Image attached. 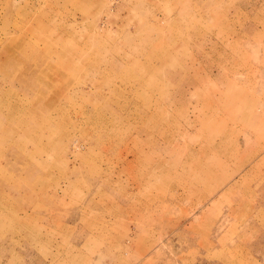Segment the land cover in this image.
I'll return each instance as SVG.
<instances>
[{
  "label": "rangeland",
  "instance_id": "rangeland-1",
  "mask_svg": "<svg viewBox=\"0 0 264 264\" xmlns=\"http://www.w3.org/2000/svg\"><path fill=\"white\" fill-rule=\"evenodd\" d=\"M229 1L189 15L191 29L186 0H0V264H264V150L221 164L213 121L245 129L217 81L249 86L246 56L262 59ZM199 27L243 59L200 51L223 75L174 110L169 71ZM150 111L166 116L156 128ZM239 132L223 140L232 159Z\"/></svg>",
  "mask_w": 264,
  "mask_h": 264
},
{
  "label": "crops",
  "instance_id": "crops-1",
  "mask_svg": "<svg viewBox=\"0 0 264 264\" xmlns=\"http://www.w3.org/2000/svg\"><path fill=\"white\" fill-rule=\"evenodd\" d=\"M213 1L214 0H186V2H185L186 6L184 7V9H190L191 10V11L186 12L187 17L189 15L195 16L197 14L195 11H200L201 13H204V11L208 8L209 5H211V3ZM229 2L231 5H234V9L232 8L233 11H231L227 14L231 15L233 12L235 13L234 10H236V8H239V10H242V11H246L247 14H249V16H250L249 20H246L243 18V24H242L241 30H242V33L245 32L246 36H248V38H246V41L248 39L250 46L254 47L253 45H256L260 48V46L258 44V40L259 39L261 41L264 40V0H230ZM224 14H226V13H224ZM194 18L195 17H193L191 19L192 21H190L189 17L187 19L185 18L184 23L187 25L186 28L189 27L190 23H192V25L189 28H191V29L194 28V26H195V23L193 24ZM227 20H228V18H226L225 21H221V23L227 24V22H228ZM210 21L216 22V21H212V19ZM210 21H207V22H210ZM199 29H200V27L198 28V31H200ZM198 31H193L191 37L188 39L189 42L188 41L186 42L187 44L191 43L192 48H190L188 45V48L191 50L185 51L186 56H187L185 64H183L182 61L181 62L178 61V64H180V65L175 64V65L171 66V68H175V69H171L169 71L170 79L174 82L173 83L174 89L172 91V96H171L170 100H168V102H169V104H171L172 109H174V110H175V107H177V108L183 107L186 111L189 104L191 103L193 94H195V93H193L194 89L196 87H198L199 84H201L202 86L207 85V79L205 77H209V79L211 77L214 79V78H216L217 73L218 74L220 73V75H223V72H224L223 69L226 68V66L234 67V65H236V64L239 65L241 63L240 59H243V57L236 58L237 55L236 56L234 55L232 57L231 56L232 54H229V50L226 51V54L224 53L225 49L223 46L227 45V43H226L227 37L222 36L221 38L223 40H221V41H224L225 43H221V41L219 42V40L215 39V37L213 35H211L209 33H203V32H201L202 30L200 32H198ZM237 34L239 35V33H237ZM240 36H241V33H240L239 37ZM259 36H260V38L258 39ZM207 49H208V54H209L208 58L209 59H210L211 54L215 55V53H217V52L224 53L223 54L224 59L222 60V62L225 64L224 68L220 67V68H222L220 70L215 69V68H218L219 65H222L221 64L222 62L215 60L217 58H214V57H213V59L211 58L212 64L209 62V64L211 66L208 65L207 63H206V65H203L204 63L202 64V62H201V54L202 53H200V51L207 50ZM249 50H250V48H249ZM260 50H263V51H261V54L259 53L260 57L262 58L260 60V65L258 63L252 62L253 60H252L251 52H249L248 56H246V57H249V59L251 60L250 63H251V72L252 73L250 72L249 73L250 75H246L244 82H246V81L249 82L248 83L249 86H246L242 83L238 84L235 81H227L226 86L224 87V86H222L223 85L222 81H219V79L217 81V84L219 86L217 87L218 91H216V92H218V95L220 93L219 90L223 88L222 95L221 96L219 95V97L216 98L217 102L219 104H224V105L229 106L231 108L233 107L231 109L232 111L231 110H228V111L233 113L234 117H236L239 121L245 122L244 123L245 129L242 130L241 126H238L239 124H237V122H235V119H233V118H231L225 114L222 115L221 112L218 113L217 116L213 120V121H215V120L224 121L223 125L219 124V134L218 135H221V136L223 135V138L219 137L220 138L219 146L221 147V148H219V153L222 152L225 158H226V154L230 157L229 160L225 159L224 162L221 161V164L224 163L225 166H229L226 163H230L231 166H232V164H234V165H236V167L240 168L241 165H239V163H238L239 159H236V158L240 157L238 155V153L242 154L243 152H245V153L248 152L251 154V156H253V154H258L260 151L264 150V148H260V146L258 144L259 142L257 139L258 136H260V137L264 136V110H262V109L260 110L257 108V105H259V104L264 105V65H262L263 64L262 61H264L263 60V58H264V44L261 45ZM182 57H183V54H182ZM236 59H237V61H236ZM252 67H254V68H252ZM179 68H187V69L185 71H183L182 69H179ZM194 68H203V69L206 68L207 75H204L202 73V71H200V72L197 71L196 72L197 75H193L192 72H195ZM209 70H211L210 73H208ZM233 70L235 73L238 72L237 69H235V68H233ZM213 72L215 74H213ZM246 74H248V73L246 72ZM208 82H209V80H208ZM220 82H222V83L220 84ZM210 84H212V83H209V86H210ZM229 87L234 88V90L236 91L235 92L236 95L235 96H229V97L225 98L224 97V92H225L224 90L228 89ZM214 88H215V86H214ZM167 110L169 111L170 114L173 112V110H171L170 108H167ZM185 111L182 114H185ZM245 111L249 112L248 116L246 115ZM145 114H148V117H150V119H151V121H148V126H152L154 128L158 127L159 121L164 120L166 117V116L158 115V113H155L153 111L145 112ZM149 122H153V123L150 124ZM232 122H233V124H232ZM211 125H213V124L211 123ZM233 126L236 127V129H239L240 132L238 135H241V137L242 136L245 137V139L248 138L246 141L248 143H246L244 146L242 144H240L241 146H239L236 143H234V149H235L234 159H232L233 155L231 153V147L227 148L226 142L223 141V140H225L226 134L232 130ZM143 129H144V131L142 132V128H140L139 132H140V136L145 137V136H147V132H149L150 130H147V126ZM222 132H223V134H222ZM221 144H224L225 146H222ZM0 145H1V140H0ZM0 149H1V146H0ZM9 151H11V150H9ZM252 163H254V162L250 161V165Z\"/></svg>",
  "mask_w": 264,
  "mask_h": 264
},
{
  "label": "bare ground",
  "instance_id": "bare-ground-1",
  "mask_svg": "<svg viewBox=\"0 0 264 264\" xmlns=\"http://www.w3.org/2000/svg\"><path fill=\"white\" fill-rule=\"evenodd\" d=\"M213 167V166H212Z\"/></svg>",
  "mask_w": 264,
  "mask_h": 264
}]
</instances>
